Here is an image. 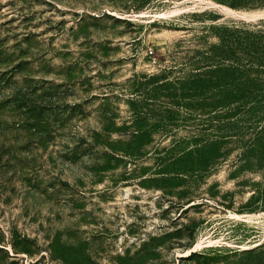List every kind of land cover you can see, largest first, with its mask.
<instances>
[{"label":"rangeland","instance_id":"rangeland-1","mask_svg":"<svg viewBox=\"0 0 264 264\" xmlns=\"http://www.w3.org/2000/svg\"><path fill=\"white\" fill-rule=\"evenodd\" d=\"M263 17L264 0H0V264H264V210L236 186L259 173L143 183L152 147L107 160L102 105L119 125L128 80L187 71L208 25Z\"/></svg>","mask_w":264,"mask_h":264},{"label":"trees","instance_id":"trees-1","mask_svg":"<svg viewBox=\"0 0 264 264\" xmlns=\"http://www.w3.org/2000/svg\"><path fill=\"white\" fill-rule=\"evenodd\" d=\"M207 29L217 42L195 50L187 71L181 67L170 77L163 69L128 80V116L119 125L109 103L102 104L107 134L119 137L103 154L136 163L151 146L153 171L142 182L154 176L163 189L202 180L223 163L233 167L230 177L257 172V180L241 178L236 186L251 191L242 210H264V17ZM180 129L185 134L176 135Z\"/></svg>","mask_w":264,"mask_h":264}]
</instances>
